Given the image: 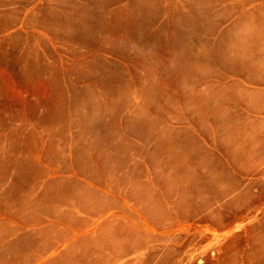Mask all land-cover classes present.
I'll use <instances>...</instances> for the list:
<instances>
[{
  "label": "rangeland",
  "instance_id": "374dc122",
  "mask_svg": "<svg viewBox=\"0 0 264 264\" xmlns=\"http://www.w3.org/2000/svg\"><path fill=\"white\" fill-rule=\"evenodd\" d=\"M0 264H264V0H0Z\"/></svg>",
  "mask_w": 264,
  "mask_h": 264
}]
</instances>
